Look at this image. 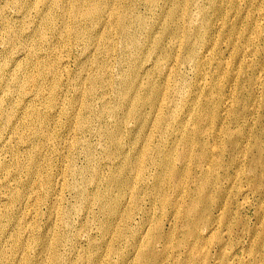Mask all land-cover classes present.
<instances>
[{
	"label": "bare ground",
	"instance_id": "obj_1",
	"mask_svg": "<svg viewBox=\"0 0 264 264\" xmlns=\"http://www.w3.org/2000/svg\"><path fill=\"white\" fill-rule=\"evenodd\" d=\"M0 1L4 2L0 10V27L3 28L1 38L6 43L4 49L7 61L0 64V113L7 130L0 135V154L3 151L11 154L9 162L0 159V264H75L78 262L76 259L80 260V264H111L105 261V257L116 251L115 242L119 241H126L131 250L129 255L123 253L118 264H153L158 236L151 224L139 229L133 226L134 207L140 202L142 188L151 190V203L159 199L165 205L171 196L167 197V189L173 187L178 190L183 186L185 182L181 179L187 178L190 170L175 171L178 156L185 161L195 156L199 168L210 159L209 151L215 146L208 147L199 133L204 127L213 128L220 116L219 107L211 108L208 101L200 105L195 98L190 97L187 80H184L175 63L182 57V62L193 64L199 74L202 73L206 60L213 56L214 46L208 50L210 56L203 60L198 57L200 52L195 41L212 43L208 35L211 30L209 15L213 12L214 17L222 16L223 1L164 0L161 7L164 9L152 23L139 14L137 7L144 5L154 11L160 7V0ZM206 2L210 3L209 8L204 6ZM190 6H195V11H191ZM9 7L17 13L14 22L3 18ZM245 31L251 35L257 34V26L249 22ZM230 32L243 35V31L238 29L231 28ZM18 37L24 38V42H20ZM254 37L247 36L246 39L251 43ZM167 40L176 42L168 48L171 52L176 50L178 56L163 71L165 60L159 54L163 52ZM74 47L82 50L83 56L78 62V69L70 71L67 67L68 55ZM148 58H153V64L144 70ZM111 60L118 62L117 79H114ZM145 73L147 78L143 80L141 74ZM155 74L160 76V80L159 76L155 78ZM70 90L71 98L67 96ZM108 93L113 94V103L107 100ZM96 99L99 100L97 110L93 109ZM6 104L9 105L7 109ZM147 107L152 111L150 117L143 112ZM196 107L197 111L192 116L195 128L190 130L188 118ZM55 118L61 120V129L66 132V140L60 149L53 144L58 125L54 123ZM107 119H111L110 122ZM128 119L135 122L134 132L141 140L133 153L124 150L120 141ZM96 122L100 124L98 130L94 129ZM93 130L106 144L100 157L95 156V149L85 138ZM78 134L82 140L77 138ZM155 134L160 141L158 146L153 142ZM223 134L227 136L226 143L233 150L242 149L243 130L235 136L227 130ZM135 137L131 133L129 146ZM220 145H217L216 150L219 151L218 158L210 165L212 170L222 166L220 153L223 149ZM112 147L114 149L110 151ZM49 152L55 153L61 160V173H58L57 178L46 167L49 164ZM77 155L84 157V168L76 167ZM103 156H106L104 162L100 160ZM65 160L68 161L66 164ZM149 167L155 169L151 185L146 182ZM105 169H108L106 174L103 172ZM210 174L208 172L203 176L209 184ZM23 175L26 176L24 181L21 179ZM19 186L22 190H19ZM65 190L78 199L76 206L62 207V193ZM208 200L204 189H200L199 198L192 202V209H189L194 213V218H191L194 222L199 218V221L205 219L208 224L211 222L205 217ZM42 205L47 209L43 215L44 228L36 224L41 218L39 209ZM94 206L101 213L102 219L98 221L100 233H108L109 238L106 239L105 235L100 242L95 243L87 236V242L93 250L102 248L104 256L93 252L75 258L73 251L76 244L74 237H70L73 234L70 226L72 217L80 212L94 213ZM203 235L206 236L205 231ZM165 246L166 251L169 245ZM16 252L21 256H16ZM30 254L34 257L31 258Z\"/></svg>",
	"mask_w": 264,
	"mask_h": 264
},
{
	"label": "rangeland",
	"instance_id": "obj_2",
	"mask_svg": "<svg viewBox=\"0 0 264 264\" xmlns=\"http://www.w3.org/2000/svg\"><path fill=\"white\" fill-rule=\"evenodd\" d=\"M222 1H223L222 4L223 15L220 16L219 18L214 17L213 12L212 13L210 12L209 15L211 19L209 27L211 30L208 35L210 38L209 40L212 41V43L207 44L204 41H195L196 47L199 50L198 52H200L198 57L200 56L199 58L203 60L204 58L206 59L207 57L210 56L209 54L210 52L208 50L211 46H214L213 56L211 58L209 57L206 60L207 62L205 64L202 73L199 74V72L197 71V69L194 67L193 64L182 62L183 59L182 57L180 61H177V63H175L177 68L180 70V74L183 76L184 80L185 81L187 80L186 84H188L189 86L188 95L190 97L195 98L198 104L200 105L208 101L209 102L208 104L211 108L219 107L218 111L220 116L218 121L215 122L216 126L215 124H213V128H210L208 126L204 127L202 131L203 132L206 131L204 132L205 134L204 133L202 134L201 133L202 131L199 133V137L202 138L207 143V146L210 148L215 146L214 147L215 150L213 148L210 149L209 151L210 159L208 161L203 162V164L204 163L205 164L204 165L202 164L200 168H199L200 165H198L194 159L195 156L189 157L191 159L186 158L187 159L186 161L183 158H179L178 156V158L175 161V166H176L175 171L179 173L181 170H188V171L190 170L189 171L190 175L187 178L185 177V179L184 177H182L181 179L182 182L183 181L185 182L183 186L180 188L181 190L178 189L179 190L178 191L177 189H173V187H170L171 189L169 188L171 191L167 189L166 191V193L168 192L167 197H169L170 194L171 196L169 197V201L165 205H163L161 201H159V199L151 203V197L153 196L151 194V190L142 188L139 194L140 202L137 206L134 207V209L136 208V210L134 213V220H132L133 226L139 229L143 225L151 224L152 228L155 230L158 236L156 241L157 244L155 247V260L153 264H157V263L158 264L160 263L161 264H169V263L170 264H176V263L177 264H227V263L228 264H264V184H263L264 183V3H263L264 0H222ZM0 3H1L0 4V10H1V7L4 6V2L0 1ZM163 3L164 0H160L159 2L160 7L154 11L149 10L144 5L142 6L139 5L137 9L139 14H141L146 19L147 22L152 23L155 21V18L158 17L161 11L164 9L161 8L163 7ZM210 3L206 2L204 6L206 8H209ZM194 9L195 6H190L191 11H195ZM16 16H17L16 11L12 7H9L7 9V14H5L3 18L4 19L6 18L7 20L10 19V22H14ZM249 22L257 26V34L251 35L249 32L245 31L247 23ZM231 28L236 30L238 29V31H243V35L235 34L236 32L235 33L230 32ZM2 35H3V28L0 27V39H1L0 64H4L7 62L5 49H4L6 47V43L1 38ZM247 36L249 37L255 36V37L253 38V41L250 43L246 39ZM18 40L20 42H24L25 39L18 37ZM172 43H174L173 40H167L164 43L163 52L159 54V56H161L165 60L164 61L165 65H163V68L164 67L165 68L163 71L166 70V66H168L169 64H173L171 63L172 61L177 60L178 53L176 52V50H173V52L169 50L171 48ZM174 44H176V42ZM177 49L179 50V47H177ZM166 50L169 51L167 52ZM167 53L169 54L168 57H167ZM82 56H83L82 50L76 47L72 48L70 54L68 55V62H67L68 64L67 67L70 71H76L78 69V62H80ZM117 64L118 62H116L115 60H111V65L113 66L114 79H117L119 77L117 75V69H118ZM152 64H153V58L146 59L145 61L146 66L144 70H147L149 67L152 66ZM158 76L157 74H155V78H157ZM141 78L145 80L147 78V73L141 74ZM159 80H160V76H159ZM67 96L71 98L72 96L71 90L67 92ZM106 98L108 101L113 103L114 96L112 93H108L106 95ZM98 102L99 100L96 99L93 109L97 110V108H99ZM8 106L9 105L6 104V109L8 108ZM144 110L145 111L143 112L145 116L150 117L152 115V111L149 107H147ZM195 111H197V107L193 109V115L189 116L188 118V121H190L188 124L190 130H193L195 128V119L194 117H192L194 116ZM1 115L2 114L0 113V116ZM110 120L111 119H107V122H110ZM60 121H61L60 119L55 118L54 123L57 122L58 125L55 128L56 135L53 141L54 146L59 149L60 146L61 148H63V144L66 140V132L65 129H61L62 126ZM134 123L135 122L133 121V119H128L126 122V129L122 130V136L120 137V141L124 147V150L128 152L131 151V153H133V151L136 150V146H138L141 141L138 138L137 132H134L135 131ZM99 125H100L99 122H96L94 129L98 130ZM221 129L223 132L226 130L229 131L234 136L237 135L239 131L243 130L245 138L243 137L242 139V144H241L242 149L233 150V147L229 143H226L228 138L226 135L224 136ZM95 130H93V133H91V135H87L85 138L87 139V142L95 149V154H96L95 156L100 157L101 153H103V151L105 150L104 148L106 144L104 145V143L101 141L102 138L96 135L97 132ZM6 132L7 130H5L4 128V124L2 122V116H1L0 135ZM131 133L134 136L136 135V137L132 141H130L131 145L129 146V137ZM154 136H156L153 138L154 145L158 146L160 143L159 138L157 134H155ZM206 136L208 137V139ZM77 138L82 140L81 139L82 137L79 134L77 135ZM209 139H211V141H209ZM256 141H257V145H256ZM218 144H221L220 146L223 149L222 150L223 152L220 153L223 160L221 162L222 168L220 167L217 170L216 169L212 170V167L210 165L212 161H216L214 159H217L219 154V151H216L218 150L217 149ZM123 147H122V151H123ZM113 149L114 148L112 147L110 151L111 150L113 151ZM179 149H181V147H179ZM55 151H59V150L56 149ZM2 153L0 154V159L9 162L11 160L10 159L11 154L5 151H3ZM236 153L238 154V156L236 155ZM48 154L50 155V156L48 155L49 164L46 167L53 174V176L57 178L61 173V169H60L61 160H58L59 158H57L55 153L49 152ZM105 159L106 156H103V158H101L100 160L103 161ZM66 160H65V164L68 162ZM181 161L183 162L181 163ZM75 163H76V167L79 169L84 168L86 166V161L82 155H77ZM177 164H179V166H177ZM210 167L211 169H209ZM148 169L149 170H147V176L149 177L146 182L149 185H151L153 183L152 177L153 174L155 173V169L153 167L151 168L149 167ZM107 171L108 169H105L103 172H105L106 174ZM208 172L211 173L208 176L211 177V182L209 184L207 178L205 177L206 183L204 184L205 178L203 176ZM23 176L21 179L24 181L26 176L25 175ZM188 179H190L189 182L187 181ZM215 183H217V186ZM12 185L14 186V183ZM188 185L191 186L192 188L188 187ZM20 187L21 186H19V188ZM200 189H204V195L206 194L207 197L209 196L208 209L205 213V217H207L211 221L209 224L205 222L206 221L205 219L199 221L200 219L199 218L197 222H194L193 219H191L194 218L193 216L194 213L189 211V209L190 210L192 209V204H193L192 202L195 199L199 198ZM19 190H22V188H20ZM65 191L62 193V207L67 208L70 206H76L78 199L75 198L74 195L69 191L66 192ZM176 202L177 204L178 203L179 204L174 205V203ZM131 205L132 204H130L129 206ZM93 209L95 210L94 213L89 212L90 214L89 213L85 214V212H80L79 215H75L74 217H72L70 226L72 227L73 234L71 233L70 237L71 235H72L71 238L74 237V241L76 244V245L74 244L75 249L73 251V254L75 253L74 254L75 258H80L85 255L88 256L93 252L97 254H102V257L104 256V251L102 248L93 250L92 247H90V244L87 242V236L90 237L91 241L95 243L100 242L103 239V237H105V235L107 236L106 239L109 238L108 233H105V235H102L100 233V229H99L100 226L98 221L102 219L100 217L101 213L96 210L95 206ZM46 211L47 209L45 205H42L39 209V212L41 213L40 215L41 218L37 221L36 224L40 228L45 227V222H44L45 217L43 215ZM147 218H149L150 221H148ZM92 221H94L93 224H91ZM174 223L176 224L175 226H177V228L173 226ZM212 227H214V229ZM194 229L195 231H193ZM91 231L92 233L90 234ZM202 231L203 232L205 231L206 236L204 235L202 236L203 233ZM211 236L212 237L214 236V238H212ZM194 237L195 240L193 239ZM198 238L199 240H197ZM194 242L196 243V245ZM197 243H199L200 245L199 244L197 245ZM127 245L128 244L126 243V241L115 242L116 251L112 255L111 254L107 255L106 256L107 258L105 257V261H109L111 262V264H115V263L118 264L119 258L123 255V253L127 252V254L129 255L131 246L128 247ZM165 245H169L166 251L164 250L166 248ZM194 245L196 247H194ZM172 246H174V248ZM205 247H207V249H203ZM63 249L61 250L63 251ZM164 251L165 253L163 254ZM206 251L208 254L205 253ZM159 252H161L163 255L161 253L159 254ZM172 253L175 254L172 255ZM17 254L18 253L16 252L15 253L16 256L18 257L21 256V254L19 255ZM30 255L31 258L34 257L32 254ZM177 259L178 261H176ZM76 260L78 262L76 263L73 262V263L80 264L79 263L80 260L78 259ZM203 260L206 261L203 262ZM15 264L18 263L16 262Z\"/></svg>",
	"mask_w": 264,
	"mask_h": 264
}]
</instances>
